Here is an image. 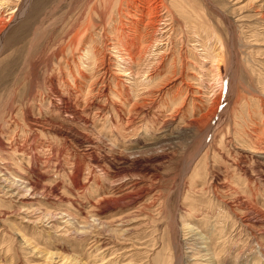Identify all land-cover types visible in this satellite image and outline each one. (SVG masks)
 <instances>
[{
    "label": "rangeland",
    "instance_id": "374dc122",
    "mask_svg": "<svg viewBox=\"0 0 264 264\" xmlns=\"http://www.w3.org/2000/svg\"><path fill=\"white\" fill-rule=\"evenodd\" d=\"M92 2L0 0V264H264V0Z\"/></svg>",
    "mask_w": 264,
    "mask_h": 264
},
{
    "label": "bare ground",
    "instance_id": "6f19581e",
    "mask_svg": "<svg viewBox=\"0 0 264 264\" xmlns=\"http://www.w3.org/2000/svg\"><path fill=\"white\" fill-rule=\"evenodd\" d=\"M123 1H128L129 2V0H93V2H92V4L89 6V8H87L88 9V12L86 13V21L84 22H80L79 23V25H78V28H76V29H73L72 31H70L71 32V34L69 35V40H68V42H67V44H66V47H72V46H79V45H83V43L85 42L84 40H88V39H90L91 38V36H92V31H93V28H95L96 26H97V23H100V24H104V22L105 21H107V20H110V19H112V12H114L113 10L114 9H117V6L116 5H120ZM146 1H149L148 2V4H147V6H146V10H147V12H145V11H143L142 9H138V11L140 12V15H141V17L139 18V20L142 18L143 20H145V19H147L148 21H150L151 22V20H156V21H159V20H161V16L159 15V8H157V7H163L164 9H166V11L165 12H167V15H166V17L169 19V20H172L173 18H174V16H175V14L174 13H172V10H171V7H170V5L168 4V2H169V0H158V1H152V3H150V1L151 0H146ZM168 1V2H167ZM189 1V0H188ZM170 2H171V4H172V6L173 5H175L177 2H184V0H170ZM125 3V2H124ZM17 5V4H16ZM126 5H128L127 7H126V9L125 8H123V9H125L123 12H122V14H123V16L124 17H126V16H128V17H132V18H135V19H138V17L137 16H133V13H132V11H130V7L129 6H132V4H130L129 5V3L127 4L126 3ZM124 6V5H123ZM195 6V5H194ZM129 7V8H128ZM120 8V7H119ZM118 8V9H119ZM194 8H196V7H194ZM132 10V9H131ZM78 11V10H77ZM195 12H194V15H196L197 14V16H195V17H197L198 19H200L201 17H202V14L201 13H198V11L197 10H194ZM13 12V14L11 15V17H10V19H13V16H14V11H12ZM86 12V11H85ZM117 12H118V14H119V16H121V14H120V12L117 10ZM116 12V13H117ZM78 14V13H77ZM95 14V16H96V18H97V22H94V15ZM81 18V17H80ZM120 19H122V18H120ZM96 21V20H95ZM136 21V20H135ZM134 21V22H135ZM147 22V21H146ZM161 22V21H160ZM171 22V21H170ZM120 23H122V21H120ZM136 23V22H135ZM166 23V22H165ZM137 24V23H136ZM130 25V24H129ZM145 25V24H144ZM147 25V24H146ZM145 25V26H146ZM149 25V24H148ZM3 26V25H2ZM101 27V26H100ZM103 27V31H105V29H106V27H104V26H102ZM71 28V27H70ZM154 28V27H153ZM134 30V29H133ZM214 32V31H213ZM131 33H133V32H131ZM100 34V33H99ZM66 35V34H65ZM134 35H139V33H138V31L135 29L134 30ZM140 37V36H139ZM136 39V38H135ZM141 40H142V38H141ZM141 40H139V41H141ZM148 40V39H147ZM146 42V41H145ZM221 42V41H220ZM223 42V41H222ZM138 43V42H137ZM85 44H86V42H85ZM108 44V43H107ZM113 44V43H112ZM146 44V43H145ZM223 44V43H222ZM114 46V49H117L118 48V45L119 44H117V43H115V44H113ZM61 46V45H60ZM91 46H92V44H90L89 43V46L88 45H85V47H87V55H90L91 54ZM145 46H147V44L145 45ZM222 46V45H221ZM82 47H84V45L82 46ZM117 47V48H116ZM139 47V46H138ZM94 48V47H93ZM120 49V48H119ZM142 49H144V47H142ZM147 49V48H146ZM145 49V50H146ZM205 49V48H204ZM223 49V48H222ZM207 50V49H206ZM209 50V49H208ZM141 51V50H140ZM144 51V50H143ZM52 52H53V49H52ZM63 52V51H62ZM61 51H58V55L59 56H61L63 53H62ZM65 52V51H64ZM123 52V51H122ZM213 52H215V51H213ZM218 52V51H217ZM221 52H223V51H221ZM129 53V52H128ZM139 53V52H138ZM141 53V52H140ZM207 53V52H206ZM224 53V52H223ZM61 54V55H60ZM93 54V53H92ZM121 54V53H120ZM217 55H219L218 53H216V55L215 54H212L211 56H213L214 57V62L215 61H217L216 59H215V57H217ZM222 55V54H221ZM63 56V55H62ZM121 56V55H120ZM223 56H224V54H223ZM93 57V56H92ZM98 58V57H97ZM97 58H96V60H97ZM130 58H132L133 60H134V56L133 55H130ZM220 58V57H219ZM221 58H222V56H221ZM211 59H212V57H211ZM95 60V61H96ZM204 60H208V58H205ZM222 60H224L223 58H222ZM221 60V61H222ZM132 61V60H131ZM220 61V62H221ZM217 62H219V60L217 61ZM219 62V64H221ZM216 63V62H215ZM223 63V62H222ZM218 65V64H217ZM217 65H215V67H214V69L215 68H217V72H219V69H220V67H219V69H218V66ZM92 68V67H91ZM213 69V70H214ZM212 70V71H213ZM216 71H215V73H216ZM215 75H218V74H215ZM219 76H220V72H219ZM218 76V77H219ZM221 83H222V81H221ZM144 85V84H143ZM223 85V84H222ZM108 88V87H107ZM222 88V87H221ZM221 93V92H220ZM109 94V93H108ZM137 103H135V105H136ZM59 108H61L59 111L61 112V113H64L65 114V116L67 117H70V118H72V119H77V120H81V117H83L82 116V114L78 111V109H76L75 108V105L72 103V104H68V103H66L65 105H63V106H61V107H59ZM175 112V111H174ZM130 117V116H129ZM86 118V117H85ZM84 118V119H85ZM86 121V120H85ZM72 129V128H71ZM86 139V138H85ZM88 139V138H87ZM85 143H86V145H85V150L86 151H89L90 149H92L93 147H94V144H95V142L94 141H92V140H86L85 141ZM103 143V142H102ZM257 148V147H256ZM256 148H255V150H256ZM92 152H94V151H92ZM92 152H91V154H92ZM254 153H256V155H257V157H259L261 160H263L264 159V145L263 146H261V148H259L258 150H256ZM258 153V154H257ZM90 154V155H91ZM129 158V157H128ZM95 159V158H94ZM97 159V158H96ZM125 160V159H124ZM133 160V159H132ZM125 162V161H124ZM127 163V162H126ZM98 164V163H97ZM113 164V163H112ZM134 164V163H133ZM126 166V165H125ZM105 167V166H104ZM123 167V166H122ZM2 169V168H1ZM3 170V169H2ZM2 170H0V171H2ZM7 170V169H6ZM8 171V170H7ZM118 171V170H117ZM106 171H104V173H105ZM6 175V174H5ZM8 175V174H7ZM117 176V175H116ZM4 177V176H3ZM9 177L10 176H6V177H4V178H2V182H6L5 183V185L6 184H8L9 186H8V190L9 191H12V190H16L17 192V195H18V193H19V191L18 190H28L29 191V189H24V188H22V187H20V184H19V186L18 185H16L15 184V181L13 180H11V182L9 181V182H7L8 181V179H9ZM113 178V177H112ZM0 179H1V177H0ZM114 179V178H113ZM116 180V179H115ZM17 183V182H16ZM119 183V182H118ZM134 184V183H133ZM136 184V183H135ZM1 185V184H0ZM130 186V185H129ZM128 186V187H129ZM133 186V185H132ZM33 187V186H32ZM52 187V186H51ZM30 188H31V186H30ZM36 188V187H35ZM38 189V188H37ZM127 189V188H126ZM8 190H6L7 192H8ZM7 192H5V190H4V194H7ZM15 192V191H14ZM13 191L11 192V194L13 195V194H15ZM25 192V191H24ZM26 193H27V191H26ZM128 195H130V194H128ZM127 195V196H128ZM125 197V196H124ZM133 198V197H132ZM244 217V216H243ZM245 223V222H244ZM252 228V227H251ZM190 240H200L199 238H197L196 236H195V234L193 233L192 235H190ZM197 244V243H196ZM207 251V250H206ZM200 257V256H199ZM187 259V258H186ZM210 261V260H209ZM183 258H179V259H177L176 260V264H183ZM208 264H210L209 262H208Z\"/></svg>",
    "mask_w": 264,
    "mask_h": 264
}]
</instances>
